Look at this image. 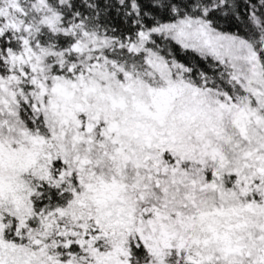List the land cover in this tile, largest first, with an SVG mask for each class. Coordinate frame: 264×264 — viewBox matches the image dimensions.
<instances>
[{
  "label": "snow or ice",
  "instance_id": "1",
  "mask_svg": "<svg viewBox=\"0 0 264 264\" xmlns=\"http://www.w3.org/2000/svg\"><path fill=\"white\" fill-rule=\"evenodd\" d=\"M0 264H264V0H0Z\"/></svg>",
  "mask_w": 264,
  "mask_h": 264
}]
</instances>
